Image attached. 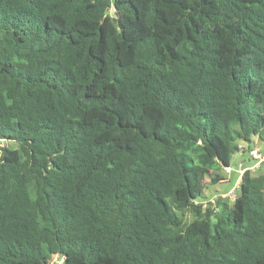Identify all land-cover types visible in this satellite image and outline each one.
Masks as SVG:
<instances>
[{"label":"trees","instance_id":"16d2710c","mask_svg":"<svg viewBox=\"0 0 264 264\" xmlns=\"http://www.w3.org/2000/svg\"><path fill=\"white\" fill-rule=\"evenodd\" d=\"M256 138L264 0H0V264H264Z\"/></svg>","mask_w":264,"mask_h":264},{"label":"rangeland","instance_id":"374dc122","mask_svg":"<svg viewBox=\"0 0 264 264\" xmlns=\"http://www.w3.org/2000/svg\"><path fill=\"white\" fill-rule=\"evenodd\" d=\"M108 15L113 16V11L110 10L108 12ZM238 143H239V147H243L244 150L245 148L248 147L250 149L256 148L260 153L262 154L264 153V141H260L257 138L254 139L253 144H250L249 146H247L243 142H238ZM238 164H242L243 167H247L251 164V159L247 154V152L244 153L238 152L231 157L229 167L232 169V171L230 173H225L223 170V176L225 178L223 182L210 184L208 178L204 180V185H205L203 189L204 200L217 199L222 195H228L232 191L235 192L232 197L235 198L237 196L238 192L235 186L237 182H239V176L237 174V171L239 169ZM220 173L222 174V171ZM259 173L264 174V168H262V170ZM228 202L232 203L233 200L230 199ZM195 218L196 216L194 214L190 213L189 211H186L182 217V223L185 225L189 224Z\"/></svg>","mask_w":264,"mask_h":264},{"label":"built area","instance_id":"2783aa9c","mask_svg":"<svg viewBox=\"0 0 264 264\" xmlns=\"http://www.w3.org/2000/svg\"><path fill=\"white\" fill-rule=\"evenodd\" d=\"M239 148L244 149L243 147H239ZM245 151L247 152V154L251 159V164L247 167H243L242 164H238L239 169L237 171V174L239 176V181L246 171H249L252 174H258L262 170V168H264V153L262 154L256 148L250 149L249 147L245 148ZM223 170L225 173H230L232 171L230 167L224 168ZM238 185L239 182H237L235 186L236 189L238 188ZM234 193L235 192L232 191L228 195H222L220 197L222 199L233 200L232 196L234 195ZM198 204L201 206L202 209H206L209 206L214 208L216 206V199H210L207 201L196 203V205ZM49 264H63V257L54 256L52 260L49 262Z\"/></svg>","mask_w":264,"mask_h":264},{"label":"water","instance_id":"95a60500","mask_svg":"<svg viewBox=\"0 0 264 264\" xmlns=\"http://www.w3.org/2000/svg\"><path fill=\"white\" fill-rule=\"evenodd\" d=\"M116 20H117V19H113V22L116 23Z\"/></svg>","mask_w":264,"mask_h":264},{"label":"crops","instance_id":"0c3cea01","mask_svg":"<svg viewBox=\"0 0 264 264\" xmlns=\"http://www.w3.org/2000/svg\"><path fill=\"white\" fill-rule=\"evenodd\" d=\"M238 146H239V143H238Z\"/></svg>","mask_w":264,"mask_h":264},{"label":"clouds","instance_id":"9594fccd","mask_svg":"<svg viewBox=\"0 0 264 264\" xmlns=\"http://www.w3.org/2000/svg\"><path fill=\"white\" fill-rule=\"evenodd\" d=\"M238 189V188H237Z\"/></svg>","mask_w":264,"mask_h":264}]
</instances>
